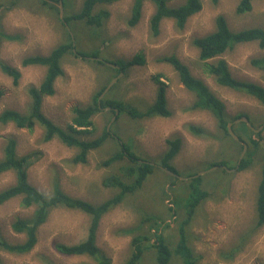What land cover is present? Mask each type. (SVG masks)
Masks as SVG:
<instances>
[{"label": "rangeland", "instance_id": "1", "mask_svg": "<svg viewBox=\"0 0 264 264\" xmlns=\"http://www.w3.org/2000/svg\"><path fill=\"white\" fill-rule=\"evenodd\" d=\"M83 1L63 0V17L65 13L70 16L78 13ZM134 1L120 0L97 6V9L110 12L102 28L81 21H72L65 28L57 19L55 5L59 8L60 2L50 8L38 0H16L13 5L14 0H0V32L11 40L0 39V61L18 73L15 83L14 78L0 67V92L3 93L0 114L8 109L27 114L32 105L29 90L38 89L47 75L46 66H23V60L47 57L72 40L77 51L73 50L61 59L65 74L58 77V93L44 101L43 98L41 104V112L57 126L68 131L74 116L73 108L89 106L94 95L115 78L117 81L105 96L145 112L156 99L159 85L154 78L161 76L160 80L166 84L169 117L154 115L143 119L122 114L117 119L112 110H102L92 118L94 127L89 132L74 136L90 141L110 129L116 140L132 146L136 155L156 166L168 149L167 140L180 138L181 148L172 165L183 177L204 171L212 163L238 164L243 144L219 130L210 112L193 107L195 94L184 87L172 65L160 63L158 58L176 55L223 102L229 123L237 120L239 115H246L251 125L259 129L264 125V105L251 96L220 86L214 77L206 74L193 41L212 33L218 16H223L234 32L264 28V0L253 1L252 10L246 14L237 13L239 0L216 3L201 0L202 10L188 19L183 30L178 29L174 20L165 19L158 36L150 30V19L155 11L150 0L144 2L139 23L134 28L129 26ZM185 1L167 0V6L180 7ZM77 52H98L102 61L76 56ZM138 52L145 55L147 63L133 66L121 74L119 65ZM263 57L264 49L258 42H251L236 46L220 59L228 62L236 79L264 87V71L251 63ZM217 60L219 58L214 62ZM58 95L61 99L55 100ZM113 118L115 122L111 125ZM189 125L205 129L208 134L195 136L188 130ZM232 128L243 143H248L252 134L259 135L256 138L260 139L261 149L254 153L249 145L246 153L255 158L250 157L252 165L247 169L226 173L214 169L203 176L202 186L210 195L197 207L187 229L188 244L194 254L201 257L198 264H264V224L258 226L256 211L264 155V127L260 132H254L246 122H236ZM44 131L39 123L32 130L17 128L13 123H0V160L4 158L7 140L14 137L18 142L17 155L29 161V182L46 195L50 196L59 187L74 198L99 205L120 192L119 188L106 187L103 183L112 176L123 177L122 167L128 165L127 160L110 167L101 165L120 150L115 139L108 138L104 145L90 151L87 163L76 164L73 157L78 150L67 147L58 138L44 141ZM130 181L133 180L129 179L128 183ZM15 183L13 171L1 174L0 192ZM190 196V181H181L155 167L140 189L126 195L121 204L102 216L96 246L103 256L110 258L111 264H126L132 254V239L146 234L155 243L153 234L156 232L152 229H156L170 246L169 264H183L175 249L179 241V224L184 219ZM21 200L22 196H17L0 204V238L13 244L24 242L26 235L15 232L12 224L18 218L32 222L36 210L35 206L24 208ZM147 219L151 220L144 223ZM155 219L160 220L153 227ZM90 223L91 216L81 210L57 207L38 228L36 246L18 255L0 251V264H97L90 255L67 256L56 249L58 244L72 246L85 242ZM148 243H143L145 249L138 264H158L157 251L147 248Z\"/></svg>", "mask_w": 264, "mask_h": 264}, {"label": "trees", "instance_id": "2", "mask_svg": "<svg viewBox=\"0 0 264 264\" xmlns=\"http://www.w3.org/2000/svg\"><path fill=\"white\" fill-rule=\"evenodd\" d=\"M43 6L53 7L55 3L62 2L63 0H38ZM50 1V3H49ZM120 0H84L82 2L81 10L73 15L65 13L63 20L59 17L60 9L56 6L58 12L57 19L63 27H68L72 21H81L84 24L102 28L103 21L110 16V12L104 9H97L99 5H110ZM146 0H135L132 7V14L128 21L130 27L136 26L142 16L143 5ZM155 5V11L150 19V30L154 36H158L160 33V26L163 20L172 19L175 21L179 30H183L190 17L197 14L202 10L201 0H186L182 6L172 8L167 6V0H150ZM214 3L219 0H212ZM253 1L255 0H239L237 5L238 14L249 13L253 8ZM16 2L12 3V5ZM17 4V3H16ZM1 8V5H0ZM12 8V7H11ZM0 39L10 40V37L0 32ZM258 42L261 49H264V28L254 27L238 32H234L229 28L226 19L223 16H218L216 19V29L203 37L195 38L193 41L194 46L199 51V59L202 62L203 71L215 78L216 82L223 87L232 89L237 92L244 93L258 100L264 105V87L252 83L245 82L236 79L229 68L228 62L224 59H220L226 52L233 50L236 46ZM75 46L71 41L65 42L59 48L52 51L47 57L34 56L25 58L23 60V66L30 65H44L48 68L47 75L38 89H31L29 93L32 98V105L27 114H22L15 110H5L0 114V123L8 124L13 123L17 128H27L32 130L37 123L42 125L44 131V141L48 142L52 139L58 138L64 145L69 148H76L78 152L73 157V162L76 164H85L88 161V155L90 151L95 150L105 142L108 138L115 139L111 135V132L105 129L101 136L96 139L85 141L81 140L74 135H80L84 132H89L94 127L93 117L102 111V108L110 107L117 116V119L122 115H128L130 118H150L154 115L162 117H169L171 111L167 106L166 84L160 80L161 76H156L154 80L158 83L159 87L156 94L155 101L147 107L145 112L137 111L131 104H126L121 100L112 99L105 96L100 104L99 98L105 87H103L98 93H96L92 99V103L84 108H74V117L72 123L68 126V131L57 126L50 119H48L41 112L42 99L45 96H51L55 93L54 82L55 80L64 74V70L61 66V59L68 53H73ZM76 56L86 57H98V52L93 54H85L77 52ZM219 58L216 62L214 60ZM160 63H168L172 65L176 73H178L179 79L184 87L195 94L194 108L201 111L210 112L216 119L219 130L228 133V120L225 115V106L223 102L209 89L207 84L196 78L189 67L185 65L176 55L164 56L158 58ZM147 63L145 55L142 52H138L131 59L124 61L122 66L119 65L121 71H126L133 66H143ZM252 65L259 70L264 71V57L251 61ZM101 64V62H100ZM117 65V64H116ZM0 67L2 71L14 78V82L17 83L18 79L15 78L17 71L12 66L0 61ZM0 92V98L2 97ZM126 104V105H124ZM118 112V113H116ZM246 117V115H239L236 119ZM116 119V120H117ZM233 129V128H232ZM188 130L195 136H204L208 132L195 125H189ZM257 135V134H256ZM255 134H252L249 138L248 146L253 147L255 152L260 151V139L256 138ZM259 136V135H257ZM169 145L168 150L161 157V165L164 168L175 172V169L170 165V161L174 159L181 148L180 138H171L167 140ZM18 142L14 137H10L4 147V158L0 160V175L13 171L16 176V183L11 187L4 189L0 192V204L5 203L17 196H22L21 205L24 208H30L35 206L36 210L32 222L18 218L13 224L12 228L19 234H25L26 240L22 243H9L5 239L0 238V251H6L12 254H24L31 251L38 242L37 232L38 228L45 224L50 212L57 208L63 207L68 209H78L91 216V223L89 227L88 237L85 242L79 245H56V249L63 255H90L98 263L97 264H111L110 258L103 256L98 247L96 246L97 231L99 222L102 216L121 204L126 195L133 194L140 189L147 177L154 172V166L150 161H145L136 155L134 148L126 143L118 144L120 150L110 156L108 159L102 162V166L110 167L112 164L127 160L128 165L122 167L123 177L112 176L104 181L106 187H117L120 192L112 198L106 200L99 205H92L85 200L74 198L63 190L56 187L52 195L48 196L34 185L29 182L28 178V164L29 161L26 157H20L17 155ZM249 147V149H250ZM243 150V148H242ZM253 153V154H254ZM251 153H246L245 157L241 160L240 164L227 165L231 169L237 168V171L247 169L252 165ZM263 155V154H262ZM261 155V157H262ZM251 157V158H250ZM239 160V159H238ZM261 168V180L258 185L257 199H256V211L258 214V226L264 224V155L262 157ZM30 165V164H29ZM225 165V163H212V166ZM223 173L227 171L222 169ZM126 178V179H125ZM175 178V177H174ZM129 179L131 183H128ZM126 182V183H125ZM175 182H173L174 184ZM179 188V187H177ZM191 196L187 201L185 207V215L182 222L179 224V241L177 243L175 253L178 255L180 261L183 264H198L200 256L194 254V250L188 244L187 229L191 225L197 207L209 197V192L202 187L201 177L193 178L190 181ZM172 210V208H169ZM176 213V207L173 210V214ZM151 219L144 221L149 222ZM155 219L153 223L156 226L159 222ZM156 233L153 236L156 238L155 243L152 242L149 235L135 236L132 239V254L126 264H138L144 253L143 243L149 242L147 248H153L157 251V263L169 264L171 259V249L166 243L162 235L158 234V230L152 229ZM143 238V239H142ZM173 249V248H172Z\"/></svg>", "mask_w": 264, "mask_h": 264}, {"label": "water", "instance_id": "3", "mask_svg": "<svg viewBox=\"0 0 264 264\" xmlns=\"http://www.w3.org/2000/svg\"><path fill=\"white\" fill-rule=\"evenodd\" d=\"M59 8H60V18L63 20V5H62V3L60 2V6H59ZM97 60H100V61H102L101 59H99V58H96ZM110 65V64H109ZM112 66V65H111ZM117 81V78H115L114 80H112L108 85H107V87L105 88V90L103 91V93L101 94V96H100V98H99V104H100V102H101V100L104 98V96L109 92V90L112 88V86L114 85V83ZM105 110H111V108L110 107H107V108H104ZM116 113H118V112H116ZM236 122H246L247 123V125L254 131V132H260V130L264 127V125H262V126H260V128L259 129H255L252 125H251V122H250V120L248 119V118H245V117H243V118H239V119H237V120H235L234 122H231V123H229L228 124V132H229V134L235 139V140H237V141H239V142H241L242 144H243V151H242V154H241V156H240V158H239V162H238V164H240V162H241V160L244 158V155H245V153H246V151H247V149H248V145L246 144V143H243L242 141H240V137L237 135V134H235V132L233 131V129H232V126H233V123H236ZM112 124V123H111ZM223 167V166H222ZM160 168L162 169V170H164V171H166V172H168L169 174H172V175H174L175 173L173 172V171H171V170H168V169H166V168H164L163 166H160ZM223 168H225L227 171H233V170H229V169H227L226 167H223ZM214 169H218V166H215V167H213L212 169H210V170H214ZM209 170V171H210ZM205 172H200L199 174H197L196 176H194V177H198V176H200V175H202V174H204ZM178 178H182L181 176H178ZM182 179H186V178H182Z\"/></svg>", "mask_w": 264, "mask_h": 264}, {"label": "clouds", "instance_id": "4", "mask_svg": "<svg viewBox=\"0 0 264 264\" xmlns=\"http://www.w3.org/2000/svg\"><path fill=\"white\" fill-rule=\"evenodd\" d=\"M61 2V1H60ZM62 3V2H61ZM63 5V4H62ZM60 6V5H59ZM64 7V6H63ZM86 58H91V59H96V58H99V57H86ZM100 59V58H99ZM97 60V59H96ZM100 61V60H99ZM120 68V67H119ZM120 73L122 74L123 73V71H120ZM107 108V107H106ZM102 110H104V108H102ZM245 118H247V117H245ZM249 119V118H248ZM231 123V122H230ZM229 124V123H228ZM239 136V135H238ZM171 139V138H170ZM86 141V140H85ZM240 141H241V138H240ZM168 144V143H167ZM247 144V143H246ZM248 145V144H247ZM249 147V146H248ZM168 148H169V145H168ZM168 150V149H167ZM178 154V153H177ZM176 157V156H175ZM175 157H174V159H175ZM174 159H172L171 161H170V165L174 168V166L172 165V161L174 160ZM146 161V160H145ZM154 167H159L160 168V166H163V165H161V162H160V164L159 165H154L153 163H151ZM226 167L227 169H229V170H233V171H237V168H235V169H231V168H229L228 166H225V165H220V166H218V169H224V170H226L225 168H223V167ZM213 167H215V166H212V167H209V168H207L206 170H204V171H201V172H205L204 174H202V175H200V176H198V177H201V179L203 180V176L204 175H206L207 173H209L210 171H212V170H210V169H212ZM155 169V168H154ZM161 169V168H160ZM175 169V168H174ZM210 170V171H209ZM164 171V170H163ZM227 171V170H226ZM233 171H231V172H233ZM166 172V171H165ZM168 173V172H167ZM175 174L174 175H172V174H170L171 176H173V177H175V178H177V179H179V180H181V181H184V180H188V181H191L193 178H197V177H194V176H196L197 174H199L200 172H197V173H193L192 175H190V176H188V177H183V176H181L180 174H179V170L177 171L176 169H175V172H174ZM169 174V173H168ZM178 176H181L182 178H186V179H182V178H178ZM62 190V189H61ZM52 195V194H51Z\"/></svg>", "mask_w": 264, "mask_h": 264}, {"label": "crops", "instance_id": "5", "mask_svg": "<svg viewBox=\"0 0 264 264\" xmlns=\"http://www.w3.org/2000/svg\"><path fill=\"white\" fill-rule=\"evenodd\" d=\"M62 68H63V66H62ZM63 70H64V68H63ZM64 74H65V71H64ZM59 80H60V78H57L56 80H55V82H54V90H55V93H54V95L55 94H57L58 93V83H59ZM43 82V81H42ZM41 82V83H42ZM41 83H40V85H41ZM39 85V86H40ZM48 96H46V97H43L44 99H43V101L47 98ZM59 99H61L60 97H59V95L58 96H55V100H59ZM74 108H76V107H74ZM74 108H73V113H74ZM105 110V109H104ZM74 117V116H73ZM49 119V118H48ZM51 120V119H50ZM73 120V119H72ZM53 122V121H52ZM111 123H113V122H111ZM112 125V124H111ZM110 128V127H109ZM109 131H110V129H109ZM112 135V134H111ZM113 136V135H112ZM115 140H116V138H115ZM117 142H118V144H120V143H123L121 140H116ZM180 151V150H179ZM203 187V186H202Z\"/></svg>", "mask_w": 264, "mask_h": 264}, {"label": "flooded vegetation", "instance_id": "6", "mask_svg": "<svg viewBox=\"0 0 264 264\" xmlns=\"http://www.w3.org/2000/svg\"><path fill=\"white\" fill-rule=\"evenodd\" d=\"M108 93H109V92H108ZM108 93H107V94H108ZM107 94H106V95H107ZM114 120H115V119L113 118V120H112L113 123L115 122Z\"/></svg>", "mask_w": 264, "mask_h": 264}, {"label": "bare ground", "instance_id": "7", "mask_svg": "<svg viewBox=\"0 0 264 264\" xmlns=\"http://www.w3.org/2000/svg\"><path fill=\"white\" fill-rule=\"evenodd\" d=\"M151 7V6H150ZM141 20V19H140ZM134 28V27H133ZM141 32V31H140ZM145 33V32H144ZM152 33V32H151ZM118 90V89H117ZM132 90V89H131ZM110 92V91H109Z\"/></svg>", "mask_w": 264, "mask_h": 264}]
</instances>
